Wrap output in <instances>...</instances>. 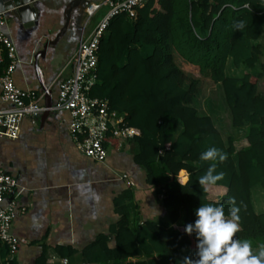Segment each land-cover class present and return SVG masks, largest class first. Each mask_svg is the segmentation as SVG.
Instances as JSON below:
<instances>
[{
	"label": "trees",
	"instance_id": "trees-1",
	"mask_svg": "<svg viewBox=\"0 0 264 264\" xmlns=\"http://www.w3.org/2000/svg\"><path fill=\"white\" fill-rule=\"evenodd\" d=\"M264 0H145L134 19L126 14L113 17L98 50V82L91 97L108 100L112 110L135 129L131 138L110 139L109 147L135 143V163L145 182L160 191L159 201L169 212L170 230L154 220H145L134 230L123 194L116 209L120 218L107 234H99L82 251L86 264H184L197 259L195 233L185 231L203 204L223 205L225 217L239 207L240 230L235 238L252 242L254 253L264 245V213L254 211L251 190L264 188V44L255 43L264 33ZM247 5V7L244 6ZM243 20L245 28L233 24ZM0 75L8 64L6 50ZM208 76L223 90L232 126L245 128L244 137L225 141L209 115L194 107L200 80L188 76L175 63ZM244 65L240 78L226 74L228 58ZM258 68V70H257ZM211 147L226 153L220 162L202 161L200 154ZM223 179L201 185L200 178L211 164ZM209 187L218 199L209 198ZM61 256L71 248L55 247ZM0 264L6 260L0 250ZM36 264H47L46 250Z\"/></svg>",
	"mask_w": 264,
	"mask_h": 264
},
{
	"label": "crops",
	"instance_id": "crops-1",
	"mask_svg": "<svg viewBox=\"0 0 264 264\" xmlns=\"http://www.w3.org/2000/svg\"><path fill=\"white\" fill-rule=\"evenodd\" d=\"M70 1L39 0L33 24L25 25L6 14L4 24L0 25V33L11 38L16 47L18 63L12 74L14 83L24 91L35 92L42 106L46 93L38 79L34 57L63 27ZM104 12L87 21L84 14L82 18L79 16L78 9L72 10L64 35L39 57V66L54 102L60 81L73 74V56L80 39ZM255 43L264 44V33ZM180 69L194 78L184 67ZM246 71L250 70L228 58L227 76L240 78ZM260 91L264 94V79ZM194 107L200 115L211 116L225 141L229 137L234 140L244 137L245 128L233 127L230 113L229 132L223 133L212 115L200 113L195 102ZM12 108L13 104L2 99L0 84V110ZM70 122L67 111H51L44 118L42 114L25 117L15 139L0 136V169L16 177L19 183L12 196L17 204L12 232L22 241L15 264H36L44 249L47 264H86L81 251L99 234H107L110 226L118 221L116 201L129 192L131 195L124 204L130 210V225L134 230L145 220H154L170 230L182 222L181 216L178 222L172 223L169 212L160 204V191L146 184L144 171L134 161L135 143L124 141L118 147L110 146L106 161L97 162L77 150L70 135ZM208 189L209 198L217 200L215 188ZM251 200L254 211L264 213L262 185L252 188ZM55 247L71 248L75 252L61 257Z\"/></svg>",
	"mask_w": 264,
	"mask_h": 264
},
{
	"label": "built area",
	"instance_id": "built-area-1",
	"mask_svg": "<svg viewBox=\"0 0 264 264\" xmlns=\"http://www.w3.org/2000/svg\"><path fill=\"white\" fill-rule=\"evenodd\" d=\"M144 1L98 0L85 7L87 21L105 6L107 10L90 32L80 39L73 56V74L60 81L57 100L49 108L51 111L65 110L70 114L69 130L77 150L97 162L106 161L110 139L131 138L136 134L135 129L125 123L124 117L110 108L108 100L89 95L91 87L98 82L100 40L113 17L126 14L134 19L137 7ZM244 6L247 7L246 4ZM3 24V15L0 14V25ZM3 50H6L8 64L0 75L2 99L13 104V108L0 110V136L15 139L20 134L25 117L34 118L47 108L39 104L35 92L24 91L14 83L12 74L18 63L16 47L11 38L0 33V63L4 61ZM18 188L17 178L0 169V250L6 260H14L22 242L12 232L17 210L12 196Z\"/></svg>",
	"mask_w": 264,
	"mask_h": 264
},
{
	"label": "clouds",
	"instance_id": "clouds-1",
	"mask_svg": "<svg viewBox=\"0 0 264 264\" xmlns=\"http://www.w3.org/2000/svg\"><path fill=\"white\" fill-rule=\"evenodd\" d=\"M233 28L242 30L245 28V22L236 21ZM200 159H218L223 162L227 155L216 147H211L200 154ZM215 170L216 164L213 163L199 183L215 184L223 179V173H216ZM239 212V207H233L229 213L230 219H226L223 205L209 203L196 208V219L186 225L185 231L196 235L197 259L185 257L184 264H264V245L260 246L258 253H254L251 241L235 238V234L240 230Z\"/></svg>",
	"mask_w": 264,
	"mask_h": 264
},
{
	"label": "water",
	"instance_id": "water-1",
	"mask_svg": "<svg viewBox=\"0 0 264 264\" xmlns=\"http://www.w3.org/2000/svg\"><path fill=\"white\" fill-rule=\"evenodd\" d=\"M38 1L39 0H0V14L2 15L10 14L20 19L25 25L33 24V20L35 19L38 13V6H37ZM90 2L91 0H71L66 10L65 23L61 28V30L53 40L46 42L42 50H39L35 54L34 66L36 68L37 76L41 83L42 89L46 93L44 106L47 109L43 111L42 118L46 117L51 112L49 108L54 104V101L52 99V90L47 87V84L44 81L43 78L44 76L41 67L39 66V57L44 56L48 46L56 45L57 42L60 40V38L64 35L70 22V13L72 12V10L78 9L80 12L79 16L82 18L85 7L88 6Z\"/></svg>",
	"mask_w": 264,
	"mask_h": 264
},
{
	"label": "rangeland",
	"instance_id": "rangeland-1",
	"mask_svg": "<svg viewBox=\"0 0 264 264\" xmlns=\"http://www.w3.org/2000/svg\"><path fill=\"white\" fill-rule=\"evenodd\" d=\"M106 10L107 6L101 10V13ZM174 60L179 67H183L181 64L182 59L179 56H176ZM184 69L190 74H193L192 76H194V78L200 80L199 92L195 99V104L198 107L199 112L202 114L212 115L215 118L217 124L220 126L222 132L228 133L230 126V111L225 101L221 86L215 84L208 76L201 75L196 70L193 71L192 69L185 67Z\"/></svg>",
	"mask_w": 264,
	"mask_h": 264
}]
</instances>
